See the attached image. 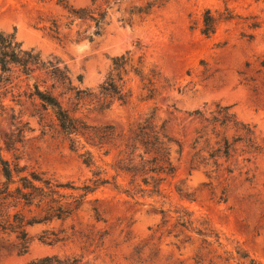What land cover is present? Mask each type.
Returning <instances> with one entry per match:
<instances>
[{
    "label": "rangeland",
    "instance_id": "374dc122",
    "mask_svg": "<svg viewBox=\"0 0 264 264\" xmlns=\"http://www.w3.org/2000/svg\"><path fill=\"white\" fill-rule=\"evenodd\" d=\"M67 1L76 8L91 4ZM56 2L0 0V33L13 36L42 62L65 68L74 90L59 99L84 124L127 130L153 116L183 152L179 155L177 146H171L175 173L162 182V198L127 196L122 191L129 178L114 169L118 149L92 147L79 137L72 150L51 110L33 95L35 84L50 90L51 81L43 71L25 76L11 66L8 82L0 88L2 157L11 165L76 185L100 173L119 188L100 187L63 221L25 227L29 243L24 254L17 251L15 234L0 231V264H26L53 255L76 256L80 264H196L199 252L202 264L210 259L225 264L213 258L215 245L205 249L199 235L174 227L172 220L163 225L153 211L160 208L191 212L228 239V249L238 244L264 264V70L259 65L264 56V0H117L92 42L76 40V31L86 24L75 21L65 27L67 13ZM138 7L147 13L139 14ZM205 9L230 16L209 38L199 32ZM52 22L58 27L56 36L49 31ZM120 58L124 66L116 69L113 61ZM0 77H5L1 70ZM110 81L127 93L125 104L101 94ZM75 91L84 94L75 97ZM52 92L58 95L59 90ZM224 107L251 129L253 147L240 141L241 130L223 133L217 128L216 137L210 121ZM201 135L210 139L213 150L216 141L226 138L229 157L210 159L204 137L197 139ZM85 151L92 154L91 166L80 157ZM22 213L29 217L27 209ZM43 231L61 232L65 240L43 244L37 240Z\"/></svg>",
    "mask_w": 264,
    "mask_h": 264
},
{
    "label": "trees",
    "instance_id": "16d2710c",
    "mask_svg": "<svg viewBox=\"0 0 264 264\" xmlns=\"http://www.w3.org/2000/svg\"><path fill=\"white\" fill-rule=\"evenodd\" d=\"M116 1L91 0L89 6L76 8L67 0H57L56 5L67 13L65 27L69 28L75 21L86 24L84 30L76 31V40L86 39L88 42H92L101 35V25L107 9L111 3ZM136 10L139 14L147 13L143 7H138ZM229 17L228 12L217 13L205 9L201 16L200 34L206 38L211 37L219 24L227 21ZM51 25L49 31L55 36L58 35V27L55 22H52ZM113 64L116 69H122L124 58L114 60ZM259 65L264 70V56ZM11 66H17L25 76H29L34 71H43L46 78L51 81L50 90L40 89V86L35 84L33 95L43 107L51 110L58 126L68 137L72 150L77 148L79 137L84 138L86 143L92 147L102 149L111 146L118 149L114 169L129 178L127 187L122 192L132 198L136 196L140 198L163 197L161 184L166 177H172L175 173V167L170 159L171 146L173 144L177 146L176 152L179 155L183 152V146L172 140L165 132L163 125H158L153 116H146L129 126L127 130H117L112 125L93 127L84 124L72 116L59 99L60 96H65L74 90L65 68H60L57 62H42L38 54L32 50H23L21 44L16 42L13 36H4L0 33V70L5 76L0 77V88L3 83L8 82L7 77ZM148 80L150 81V79ZM45 83L46 80L43 81V84ZM54 90H59L58 95L52 92ZM148 92L152 93L151 90ZM80 94L84 93L75 91V97ZM101 94L111 97L121 104H125L128 98L127 93H124L111 81L101 87ZM210 123L213 125V132L217 128L222 129L223 133L230 129L241 130L240 141H245L249 147H253L251 129L237 122L227 107L219 108ZM215 135L219 136L218 130ZM202 137L204 136L201 135L197 139ZM209 142V138H203L204 148L209 150L208 157L210 159L215 156L225 159L229 157L230 144L226 138L222 137L221 141H216L214 145L218 147L214 150L213 147H209ZM108 153V150L105 151V154ZM80 157L86 166L93 164L92 154L89 151H85ZM202 162L204 159L201 160ZM0 174L3 178V182H0V231L15 234L19 254L26 253L28 248L29 238L25 227L45 224L53 219L63 221L76 212L88 196L93 195L100 187L111 184L115 189L119 188L117 184L109 183L107 179L101 178L100 173H92V177L81 185H76L73 181L60 182L53 176L28 170L25 166L11 165L2 157L1 150ZM24 209H27L29 217L22 213ZM33 209L38 210V214H33L35 211ZM93 211L96 219L99 220L97 211L95 209ZM153 211L161 215L163 225H167L172 220L174 227H180L199 235L202 244L206 245L205 249L212 244L215 245L217 248L213 252L215 260H222L225 264H259L238 244L228 249L229 240L223 238L205 220L195 218L191 212L183 208H176L172 211L160 208L153 209ZM172 213L174 216H171ZM60 233L43 231L37 240L49 246L55 245L65 240L60 236ZM210 253L208 251V254ZM194 261L196 264H202L203 255L200 252L197 253ZM26 264H80V259L76 256L60 258L53 255L32 260ZM209 264H214V260L210 259Z\"/></svg>",
    "mask_w": 264,
    "mask_h": 264
}]
</instances>
